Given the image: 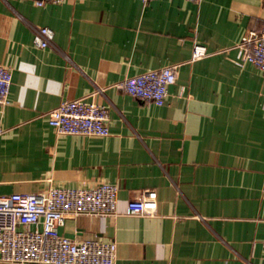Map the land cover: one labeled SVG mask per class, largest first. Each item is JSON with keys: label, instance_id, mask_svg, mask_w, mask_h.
<instances>
[{"label": "crops", "instance_id": "crops-1", "mask_svg": "<svg viewBox=\"0 0 264 264\" xmlns=\"http://www.w3.org/2000/svg\"><path fill=\"white\" fill-rule=\"evenodd\" d=\"M263 24L264 0H0V193L116 183L114 214H67L61 232L115 240L116 264H264V75L235 61ZM39 26L54 31L46 47ZM167 65L162 105L119 85ZM80 97L109 106V134L49 124ZM132 199L155 213H129Z\"/></svg>", "mask_w": 264, "mask_h": 264}, {"label": "built area", "instance_id": "built-area-1", "mask_svg": "<svg viewBox=\"0 0 264 264\" xmlns=\"http://www.w3.org/2000/svg\"><path fill=\"white\" fill-rule=\"evenodd\" d=\"M47 1L64 0H35L37 5ZM53 37L51 27L39 26L33 41L46 47ZM236 48L237 63L252 62L264 75V24L259 29L246 30ZM203 54L202 47L196 44L193 58ZM177 78L176 66L167 65L126 76L119 85L136 98L162 105ZM11 84V69L0 62V107L10 102ZM48 115L49 124L58 134H109V106L84 97L63 100ZM118 190L116 183L101 182L89 187L50 185L37 192L0 193V259L36 264H116L115 240L72 238L60 227L67 214H114ZM127 207L131 214L155 213L143 199L129 200Z\"/></svg>", "mask_w": 264, "mask_h": 264}]
</instances>
